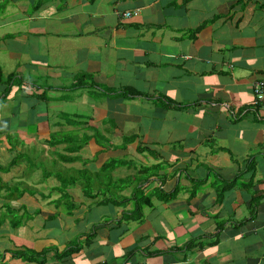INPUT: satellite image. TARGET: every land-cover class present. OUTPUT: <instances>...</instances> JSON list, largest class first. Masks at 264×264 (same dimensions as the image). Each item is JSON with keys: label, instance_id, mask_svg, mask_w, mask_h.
Listing matches in <instances>:
<instances>
[{"label": "crops", "instance_id": "obj_1", "mask_svg": "<svg viewBox=\"0 0 264 264\" xmlns=\"http://www.w3.org/2000/svg\"><path fill=\"white\" fill-rule=\"evenodd\" d=\"M1 1L0 264H264V0Z\"/></svg>", "mask_w": 264, "mask_h": 264}, {"label": "rangeland", "instance_id": "obj_2", "mask_svg": "<svg viewBox=\"0 0 264 264\" xmlns=\"http://www.w3.org/2000/svg\"><path fill=\"white\" fill-rule=\"evenodd\" d=\"M2 4H5V0H2L1 1ZM14 106L16 107H19L18 106V103H7V106L6 108H3L2 110V115H8L9 114V111L11 110V108ZM23 109V108H22ZM26 111V110H25ZM17 110L15 109L14 110V113L16 114ZM35 112V111H34ZM21 115H19V121L16 125V127L18 126L19 122L22 121V120H30L31 119V113H28L26 115H23V116H26V117H22V114H23V111L20 112ZM5 119V118H4ZM28 130L29 132H31V128H30V122L28 123ZM14 139H15V142H14ZM20 138L17 137V140H16V135H15V132L12 133V144L14 143H19L20 146H22V142H20L19 140ZM59 153H61L59 151ZM55 157H59V156H55ZM45 160H48L45 158ZM44 159H42L41 157H34V158H28V161L26 163V168L23 169V175L20 177V180L22 181H26L27 179L28 180H31V181H34L36 183H41L42 181L41 180H44L46 178V175L48 173H51V174H54V169H57V165L56 164H53L51 163V161H48L46 163ZM42 165V166H41ZM54 169H53V168ZM2 170H5L6 168L5 167H1ZM62 170H65V169H62ZM67 171V170H65ZM108 173V172H107ZM101 175H103L105 177V175L103 173H101ZM88 177V179H91V175L90 174H87L86 175ZM30 178V179H29ZM107 180H109L107 177H105ZM40 181V182H39ZM59 182H55L54 185L57 186ZM37 188V187H36ZM93 188H97V187H93ZM22 190H24V187H22ZM37 190H39L40 192H42V189L41 187L37 188ZM58 191L59 190H62L66 195H67V198L70 199L68 193L66 192L67 191V188H58L57 189ZM57 192V191H56ZM133 192H134V188H131V189H127L125 190L121 197L119 198V200L117 199V202L119 203L120 207L123 206H126L128 208L132 207L134 208V205H135V198H133ZM132 194V195H131ZM60 202H64L63 200H61ZM115 207H117V205H114ZM6 214V213H4ZM131 214V213H130ZM38 222L39 220H32L28 223V227H27V232H30V234L34 235L35 234V231L37 229H39L38 227ZM35 224V225H34ZM91 239V241L93 240L92 239V235L89 234V237ZM57 248H61L60 246H57ZM57 260L56 261H63L64 259L61 257L63 254H62V250H59L57 252Z\"/></svg>", "mask_w": 264, "mask_h": 264}, {"label": "trees", "instance_id": "obj_3", "mask_svg": "<svg viewBox=\"0 0 264 264\" xmlns=\"http://www.w3.org/2000/svg\"><path fill=\"white\" fill-rule=\"evenodd\" d=\"M125 92L127 93V94H131V95H138L139 93L138 92H136L135 90H133V89H125ZM122 164V162H120V161H111V162H109V163H107L106 164V166H105V168H108V167H112V166H115V165H121ZM87 174H84V178H85V176H86ZM210 176H211V174H209ZM232 183H233V181H229V182H225V185H222L221 183H220V187H219V192H218V197L219 198H217L218 199V201H220V200H222V197H223V195H224V193L226 192V190H228L229 188H231L232 187ZM137 191H142L143 193L145 192V189L143 188V187H137V189H135V191H134V193H133V198H136L137 199V197H136V194H137ZM61 193H63L62 191H61ZM63 194H65V193H63ZM177 194V191H176V189L173 191V192H171V193H169V194H165V199L166 200H171L173 197H175V195ZM150 198H151V195H145V196H143V197H141V198H139V201H137L136 200V202H135V205H134V208H135V213H137L138 215H139V213H141L142 212V207H144V206H147V205H149V203L147 202V200H150ZM147 202V203H146ZM130 216H132L131 218H129V221H139V220H141V219H136V217H134V215L133 214H130ZM253 217V216H252ZM86 243L88 244L89 243V240L87 239L86 240ZM194 247V243H193V241H189L184 247H183V251L184 250H187V249H191V248H193ZM78 248H80V245H76V246H74V247H70L69 249H66V250H64V253L62 252V258L63 259H67V258H69L72 254H74V253H76V252H78ZM71 249V250H70ZM66 252V253H65ZM132 253H134L133 251L132 252H130L129 254H132ZM162 252H158V253H156V254H161ZM31 253H29V255H30ZM129 260V259H128Z\"/></svg>", "mask_w": 264, "mask_h": 264}, {"label": "built area", "instance_id": "obj_4", "mask_svg": "<svg viewBox=\"0 0 264 264\" xmlns=\"http://www.w3.org/2000/svg\"><path fill=\"white\" fill-rule=\"evenodd\" d=\"M253 92L255 95L256 104L262 103L264 101V83L258 82L254 85Z\"/></svg>", "mask_w": 264, "mask_h": 264}, {"label": "clouds", "instance_id": "obj_5", "mask_svg": "<svg viewBox=\"0 0 264 264\" xmlns=\"http://www.w3.org/2000/svg\"><path fill=\"white\" fill-rule=\"evenodd\" d=\"M125 15H126V16H129L130 14H129V13H126ZM259 82H261V81H259ZM256 83H258V82H256ZM253 88H254V86H253ZM253 95H254V92H253ZM254 98H255V95H254ZM263 102H264V101H263ZM263 102H262V103H263ZM259 104H260V103H259ZM254 105H256V102L254 103Z\"/></svg>", "mask_w": 264, "mask_h": 264}]
</instances>
